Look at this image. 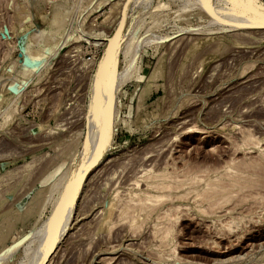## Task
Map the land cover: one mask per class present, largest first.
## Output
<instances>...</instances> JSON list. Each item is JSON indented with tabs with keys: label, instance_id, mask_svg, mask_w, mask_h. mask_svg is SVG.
I'll return each instance as SVG.
<instances>
[{
	"label": "rangeland",
	"instance_id": "obj_1",
	"mask_svg": "<svg viewBox=\"0 0 264 264\" xmlns=\"http://www.w3.org/2000/svg\"><path fill=\"white\" fill-rule=\"evenodd\" d=\"M117 1L0 0V264H264V0H132L98 106Z\"/></svg>",
	"mask_w": 264,
	"mask_h": 264
},
{
	"label": "water",
	"instance_id": "obj_2",
	"mask_svg": "<svg viewBox=\"0 0 264 264\" xmlns=\"http://www.w3.org/2000/svg\"><path fill=\"white\" fill-rule=\"evenodd\" d=\"M132 0H125L122 9H121V16L118 21V24L114 30V33L107 39V43L105 46L104 53L102 55L101 61L98 65V77L95 83V90H94V105H100V94H101V75L105 74L109 69L111 68V65L113 64L114 58L116 56L117 48L119 47L120 43L122 42L124 31L127 25L128 20V11L130 8ZM253 13L260 15L264 17V10L258 8V7H252L251 10ZM20 56H23V53L20 52ZM86 142L89 141V134H86ZM105 148V144L103 143L102 147L99 149V152L97 156L95 157L94 161L90 163L86 169L83 170V172L78 175V177L75 179V183L78 185L82 182L84 177L88 174L90 169L94 166V164L98 161L100 156L102 155ZM63 204L64 201H61L59 206L57 207L55 213H54V226L56 227L58 225V221L60 219L62 210H63ZM54 252V248L51 247L50 250L46 253L44 258L42 259L40 264H47L49 260L51 259Z\"/></svg>",
	"mask_w": 264,
	"mask_h": 264
},
{
	"label": "bare ground",
	"instance_id": "obj_3",
	"mask_svg": "<svg viewBox=\"0 0 264 264\" xmlns=\"http://www.w3.org/2000/svg\"><path fill=\"white\" fill-rule=\"evenodd\" d=\"M124 2H125V0H118L117 3H115L116 6H117L118 9H119V16H117L118 18H120V16H121V9H122V6H123ZM116 12H117V11H116ZM117 13H118V12H117ZM117 15H118V14H117ZM115 19H116V16H115ZM116 21H117V19H116ZM118 21H119V19H118ZM256 39H257V38H255V37L253 36L251 39L249 38L248 43L238 44V45H236V47H238V48H245V49H247V48H251V50H252V48H255V47H256V45L253 44L254 41H255ZM29 48H30V47H29ZM29 48H28V45H27V46L24 48L23 52H24L25 54H27V56H29V60L27 61V62L29 63V66L26 64L27 67H28L29 69H31V70H34V69L36 68V67H34L35 64H36V61H37L40 57L43 58L42 55H43L44 53H43L42 55H41V53H40V54H39L40 56L38 57V55L36 56L35 53H34V55H33V54H30L29 51H31V50H28ZM31 53H33V52L31 51ZM44 57H45V56H44ZM27 58H28V57H27ZM25 60H26V59H25ZM39 60H40V59H39ZM39 60H38V62H39ZM26 65H25V66H26ZM21 66H22V65H21ZM23 66H24V65H23ZM25 66H24V67H25ZM12 67H13V66H12ZM28 68L25 67V69H23L22 67L19 66V68H18V69H19V70H18L19 74L22 75L23 73H25L24 71H25L26 69H28ZM31 70H30V72H31ZM27 72H28V71H27ZM25 74H26V73H25ZM26 75H27V74H26ZM24 77H25V75H24ZM20 79L23 80L24 78L22 77V78H20ZM18 81H19V80H18ZM23 81H24V80H23ZM16 82H17V81H16ZM16 82H15V83H16ZM13 83H14V82H13ZM13 83H12V84H13ZM15 83H14V84H15ZM12 84H11V85H12ZM14 84H13V86H15ZM13 86H12V87H13ZM148 86H149V85H148ZM12 87H11V88H12ZM12 90H14V89H12ZM262 153H263V152H262ZM263 155H264V154H263ZM256 163H258V162H256ZM256 163H253V166H252V167L260 168V166H259L260 164L258 163L259 165H258V167H257V164H256ZM254 164H256V165H254ZM262 166H263V165H262ZM202 168H203V167H202ZM230 168H231V170H232V167H230V166H229V168H227V169L225 168V169H226V170H229ZM235 168H236V167H235ZM239 168H240V167L237 168V169H238V172H237L235 169H233L232 172L235 170L236 174L239 173V172H240ZM241 168H242V167H241ZM244 168H245V167H244ZM203 169H204V168H203ZM245 169H246V168H245ZM245 169H243V170H245ZM215 170H216V169H215ZM218 170H219V169H218ZM220 170H221V169H220ZM226 170H225V171H226ZM241 170H242V169H241ZM246 170H247V169H246ZM248 170H249V169H248ZM253 171H254V170H252V172H253ZM187 172H188V171H187ZM195 172H196V171H195ZM205 172H206V171H205ZM226 172H227V171H226ZM226 172H224V174H226ZM229 172H230V170H229ZM235 172H234V173H235ZM189 173H190V172H189ZM198 173H199V172H198ZM200 173H201V172H200ZM206 173H208V172H206ZM234 173H229V174L227 173V176L230 175V174H234ZM240 173H241V172H240ZM246 173H247L248 176L250 175V174H248L249 172H246ZM246 173L244 172L245 175H246ZM253 173H254V172H253ZM253 173H252V174H253ZM216 174H217V173H216ZM222 174H223V172H221V175H222ZM242 174H243V173H242ZM242 174H240V177L242 176ZM252 174H251L250 176H252ZM255 174H256V173H255ZM163 175H164V174H163ZM197 175H198V174H197ZM219 175H220V173H219ZM219 175H218V176H219ZM237 175L239 176V174H237ZM245 175H243V177H241L242 180H243V178H244ZM247 175H246V177H248ZM256 175H257V174H256ZM256 175L254 176V178L256 177ZM204 176H205V175H204ZM227 176H226V177H227ZM231 176H232V175H230L228 178H230ZM157 177H158V176H157ZM166 177H168V176H166ZM169 177H171V176H169ZM196 177H197V176H196ZM208 177H209V176H208ZM220 177H223V176H220ZM220 177H219V178H220ZM224 177H225V176H224ZM226 177H225V178H226ZM232 177L235 178L236 175H235V176L233 175ZM240 177H239V178H240ZM257 177H258V176H257ZM144 178H145V177H144ZM149 178H150V177H149ZM149 178H148V179H149ZM152 178H153V177H152ZM162 178H164V177H162ZM213 178H216V179H217L218 177H213ZM213 178H212V179H213ZM219 178H218V180H219ZM146 179H147V178H146ZM164 179H165V178H164ZM184 179H185V177H184ZM184 179H183V180H184ZM194 179L196 180V178H194ZM198 179H199V178H198ZM221 179H222V178H220V180H221ZM245 179H246V178H245ZM248 179H249L248 181H247V179H246V180H243V181L246 183L245 185H244V184H243V185H244V187L246 186L247 188H248V185H249V187H250V185H253V180H252L253 177L251 178V180H250V177H248ZM259 179H260V178H259ZM149 180H151V179H149ZM152 180H154V178H153ZM200 180H201V178H200ZM231 180H232V179H231ZM238 180H239V179H238ZM255 180H256V179H255ZM156 181H157V180H156ZM163 181H164V180H163ZM198 181H199V180H198ZM203 181H205L206 183H209V182H211L212 180L210 181V179H209V180L206 181V180L204 179ZM221 181H224V179H222ZM225 181H228V180H225ZM225 181H224V182H225ZM229 181H230V180H229ZM233 181H234V180H233ZM243 181H242V183H244ZM257 181H259V180H257ZM257 181H256V182H257ZM146 182H147V181H146ZM161 182H162V181H161ZM189 182H190V181H189ZM195 182H197V180H196ZM216 182H217V184H215ZM218 182H219V181H216L215 179H213V184H214V185H213L212 183H209L210 185H213L214 187H213V186L211 187L209 184H206L207 187H208V189L211 187V188H214V189H213L214 191L216 190L215 193H214V194H216V195L219 194V191L224 187V185L222 186V183H219V185H218ZM231 182H232V181H231ZM254 182H255V181H254ZM256 182H255V183H256ZM131 183H132V182H131ZM133 183H134V182H133ZM151 183H152V182H151ZM156 183H157V182H156ZM169 183H170V182H169ZM187 183H188V182H186V185H188ZM191 183H192V182H191ZM239 183H241V181H240ZM239 183L234 182V184L232 183V185H233V186H238ZM242 183H241V184H242ZM249 183H250V184H249ZM255 183H254V184H255ZM257 183H258V182H257ZM124 184H125V183H124ZM153 184H154V183H153ZM153 184H152V185H153ZM158 184H159V182H158ZM166 184H167V183H166ZM220 184H221V185H220ZM226 184H227V183H226ZM228 184H229V183H228ZM228 184H227V185H228ZM150 185H151V184H150ZM159 185H160V184H159ZM168 185H169V184H168ZM184 185H185V184H184ZM191 185H192V184H191ZM202 185H203V184H202ZM255 185L257 186V184H255ZM131 186H132V185H131ZM147 186H149L148 183H147ZM147 186H146V187H147ZM153 186H154V185H153ZM155 186H156V185H155ZM164 186H165V185H164ZM173 186H174V185H173ZM182 186H183V185H182ZM182 186H181V188H182ZM229 186H230V185H228L227 188H224V190H221L220 192L222 193V192L226 191V189H227V190H231V189H229ZM240 186H242V185H240ZM240 186H239L238 188H240ZM253 186H254V185H253ZM217 187H219V189H220V188H221V189L219 190ZM244 187H241L242 189H244L243 191L246 190V189H245L246 187H245V188H244ZM254 187H255V186H254ZM133 188H134V187H133ZM133 188H132V189H133ZM162 188H163V187H162ZM174 188H175V187H174ZM205 188H206V186H205ZM205 188H203V189H205ZM211 188L209 189V191L211 190ZM230 188H231V187H230ZM233 188L238 189L237 187H233ZM252 188H253V187H252ZM178 189H179V188H178ZM197 189H198V188H197ZM248 189H249V188H248ZM129 190H130V189H129ZM191 190H192V188H191ZM238 190H239V189H238ZM240 190H241V189H240ZM206 191H207V190H206ZM234 191H235V190L231 191L232 194L234 193ZM246 191H247V190H246ZM191 192H192V191H191ZM134 193H135V192H134ZM136 193H137V192H136ZM148 193H149V192H148ZM197 193H198V192H197ZM208 193H209V192H208ZM221 193H220V194H221ZM225 193L227 194L226 197H227V196H230V195H228V194H231V193H229V192L227 193V191L224 192V194H225ZM138 194H139V193H137V195H138ZM140 194H141V193H140ZM242 194H243V193H242ZM234 195H235V194H234ZM153 196H154V195H153ZM160 196H161V195H160ZM160 196L157 194V197H160ZM203 196H204V195H203ZM207 196H208V195H207ZM211 196H212V195H211ZM213 196H214V195H213ZM133 197H134V196H133ZM199 197H200V196H199ZM222 197L224 198L225 196L222 195L221 198H222ZM203 198H204V197H203ZM206 198H207V197H206ZM231 198H232V197H231ZM231 198H230V199H231ZM143 199H144V198H143ZM219 199H220V198H219ZM228 199H229V198H228ZM131 200H132V199H131ZM146 200H147V199H146ZM224 200H225V198H224ZM138 201H139V200H138ZM220 201H222V200H220ZM133 202H136V200L133 201ZM144 202H145V200H144ZM130 203H131V202H130ZM127 204H128V203H127ZM139 204H141V203H139ZM151 204H152V203H151ZM110 205H111V204H110ZM134 205H135V204H134ZM142 205H143V203H142ZM146 205H147V204H146ZM143 206H144V205H143ZM113 207H114V206H113ZM123 207H124V206H123ZM137 207H139V206L137 205ZM140 207H141V206H140ZM202 207H203V206H202ZM125 208H126V206H125ZM150 208H151V207H150ZM142 209H143V208H142ZM139 210H140V209H139ZM111 211H112V210H111ZM121 211H122V210H121ZM124 211H125V210H124ZM126 211H127V210H126ZM147 211H148V210H147ZM136 214H137V213H136ZM121 216H122V215H121ZM137 216H138V215H137ZM123 217H124V216H123ZM120 218H121V217H120ZM132 218H133V217H132ZM131 220H133V219H131ZM129 221H130V220H129ZM134 222H135V221H134ZM226 249H227V248H226ZM221 251H222V250H221ZM219 254H220V253H219ZM219 258H220V257H219Z\"/></svg>",
	"mask_w": 264,
	"mask_h": 264
},
{
	"label": "snow or ice",
	"instance_id": "obj_4",
	"mask_svg": "<svg viewBox=\"0 0 264 264\" xmlns=\"http://www.w3.org/2000/svg\"><path fill=\"white\" fill-rule=\"evenodd\" d=\"M240 7H251L252 6V0H238Z\"/></svg>",
	"mask_w": 264,
	"mask_h": 264
},
{
	"label": "built area",
	"instance_id": "obj_5",
	"mask_svg": "<svg viewBox=\"0 0 264 264\" xmlns=\"http://www.w3.org/2000/svg\"><path fill=\"white\" fill-rule=\"evenodd\" d=\"M100 54V53H99Z\"/></svg>",
	"mask_w": 264,
	"mask_h": 264
}]
</instances>
